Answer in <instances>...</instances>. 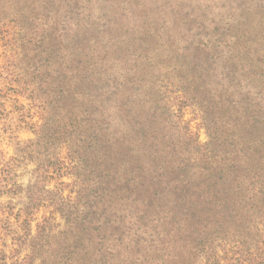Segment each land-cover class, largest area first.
I'll list each match as a JSON object with an SVG mask.
<instances>
[{
    "label": "rangeland",
    "instance_id": "obj_1",
    "mask_svg": "<svg viewBox=\"0 0 264 264\" xmlns=\"http://www.w3.org/2000/svg\"><path fill=\"white\" fill-rule=\"evenodd\" d=\"M263 221L264 0H0L8 264H251Z\"/></svg>",
    "mask_w": 264,
    "mask_h": 264
},
{
    "label": "trees",
    "instance_id": "obj_2",
    "mask_svg": "<svg viewBox=\"0 0 264 264\" xmlns=\"http://www.w3.org/2000/svg\"><path fill=\"white\" fill-rule=\"evenodd\" d=\"M259 231L263 232V234H261L259 240L255 241L252 250L249 248L250 253L247 255L248 260H250L251 264H264V229H261ZM11 257H14V255ZM7 258H9V256L3 250H0V264H8ZM25 259L21 261V264H29L27 263V260L25 261ZM30 264H32V262Z\"/></svg>",
    "mask_w": 264,
    "mask_h": 264
}]
</instances>
